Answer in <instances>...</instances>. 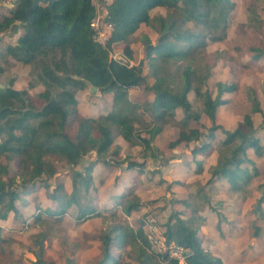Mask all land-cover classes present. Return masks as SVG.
Wrapping results in <instances>:
<instances>
[{"label": "trees", "instance_id": "obj_1", "mask_svg": "<svg viewBox=\"0 0 264 264\" xmlns=\"http://www.w3.org/2000/svg\"><path fill=\"white\" fill-rule=\"evenodd\" d=\"M31 6L32 0H18L17 7L7 10L0 18V34L8 32L16 22L24 25L25 31L18 44L8 46L7 53L31 68L24 90L14 88L15 78L4 85L5 89H0V216L13 215V220L25 227L26 220L18 204L26 205L25 197L38 188H44L57 206L42 209L34 218V224L50 220V217L54 221L64 219L71 208L77 211L78 221L107 216L115 220L118 209L126 217L139 211L148 202L138 197L133 185L115 199L114 207L106 213L85 198L92 189L95 166L99 163L121 166L122 162L114 161L120 153L119 147L113 148L114 130L128 143L141 145L149 158L159 155L153 145L157 136L167 127H176L179 129L178 138L168 148L175 149L183 142L193 144L190 156L197 175L204 173L205 159L218 150L217 162L208 170L207 185L226 180L230 192L237 197L246 199L249 196L250 186L261 175L259 167L249 156V150H253L258 158L264 156V147L255 136L257 129L253 115H262L264 124V102L261 103L257 88L248 87L246 97L250 113L234 131L223 128L217 123L218 112L232 103L230 96L240 91L241 85L238 80L218 82L213 95L206 90V84L216 62L207 63L210 66L207 72L197 65L199 56L207 58L208 43L227 39V21L235 8L232 0H113L106 6L107 19L114 27L106 46L97 41L92 27L97 16L94 0H57L53 21L49 8L39 7L34 12V22L25 25ZM157 8H164L166 15L153 17L151 11ZM257 21L264 30V22L259 18ZM190 24L196 29L189 27ZM142 25L153 29L158 38L156 43L148 38L144 41L140 63L131 66L112 59L111 45L121 42H128L124 48L125 56L134 57L131 42ZM198 29L204 34L196 33ZM246 52L254 62L260 64L264 60V49L260 46H251ZM5 64L7 69L13 66L8 61ZM174 64L179 65L177 70L182 69V86L178 91L174 90L167 76L168 67ZM145 65L154 78V83L145 87L153 95L150 109H145L150 112L149 128L143 133L149 135L148 138L135 126V113L143 107L135 105L129 98L130 90L140 88L146 81L143 75ZM5 71L0 68V74ZM86 82L96 87L98 93L109 97L112 103L109 113L88 117L79 111L76 96L88 87ZM38 86H42L43 91L36 93L34 99L32 95ZM196 101L201 104L200 110L195 108ZM178 110L182 112L180 119L176 117ZM203 115L211 126L193 128L192 123L200 124ZM217 132L225 138L218 140ZM93 151L96 152L94 161L83 164L85 157ZM123 161L127 163V171L146 167L145 163L131 157ZM63 162L81 166L82 171L71 176L69 188L58 184L52 189L43 178L53 179L56 166ZM11 164L16 167L14 174L11 173ZM28 165L32 170L27 169ZM183 184L181 181L170 182L166 189L171 192ZM257 191L260 197L254 214L264 220V183L257 186ZM170 194L171 205L192 207L187 200L178 199L175 193ZM211 210L217 215L220 230L226 217L217 207L213 206ZM184 215L173 211L164 223L163 235L168 248L164 253L152 250L142 224L136 230L125 223L113 224L99 234L103 255L97 264H131L126 262L124 255L128 248L137 264H181L170 256L169 248L173 244L187 251L184 264H224L220 257L206 249V240L199 236L202 218L198 213L192 211L187 218ZM260 231V227L254 224L252 237L258 238ZM1 232L0 229V255H7L12 239ZM38 236L41 239L36 240L39 252L33 253L35 264H55L44 259L45 236Z\"/></svg>", "mask_w": 264, "mask_h": 264}, {"label": "rangeland", "instance_id": "obj_2", "mask_svg": "<svg viewBox=\"0 0 264 264\" xmlns=\"http://www.w3.org/2000/svg\"><path fill=\"white\" fill-rule=\"evenodd\" d=\"M232 1L235 3V8L227 21V39L219 43H208L207 58L199 56L197 64L201 65L204 72H207L210 69L207 63L216 62L215 66L210 69V79L206 84V90L213 95L216 93L215 85L218 82L229 83L238 80L241 85L240 91L230 96L232 103L220 108L217 116V123L229 131L240 127L243 117L250 113V103L246 97L248 87L257 88L261 103L264 102V60L260 64L254 62L250 59V54L246 52V49L251 46H260L264 49V30L260 29L262 24L257 21L259 18L264 22V0ZM112 2L113 0H94L97 14L103 15L106 6ZM151 15L153 17L166 15V10L157 8L151 11ZM189 27L196 29L193 24H190ZM196 31L201 35L204 34L202 29ZM135 35L131 42V48L134 51L132 59L127 58L124 54V48L128 42L112 44L110 57L116 61L137 66L144 55V41L148 38L152 43H156L158 34L153 29L142 25ZM110 37L111 35L108 34L101 37L96 32L97 41L104 46L109 43ZM210 53L217 54L209 55ZM180 65L182 68L184 63ZM178 66L177 64L170 65L167 70V76L170 77L175 91H178L182 86V69H178L179 72H177ZM29 69H31L29 66L25 70L18 69V72L23 74L21 76L13 74L12 67L6 69V73L0 75V84H8L10 80L17 78L14 88L24 89ZM143 75L146 77L145 83L140 88L131 89L129 92L131 102L143 107L135 113L137 119L135 126L141 134L149 128L147 125L150 123V112H146L145 109H150L149 102L153 99L152 93L146 91L145 87L146 84L154 83V78L147 65L143 69ZM42 91V86L36 87L32 95L35 96L34 99L37 96L36 93ZM76 99L79 111L88 117L105 115L112 110L109 97L98 93V91L91 93L89 86L83 92H79ZM195 108L201 109L200 102L196 101ZM176 117L177 119L182 117L180 110L177 111ZM253 122L257 129L255 136L260 139L261 145L264 147L262 115H253ZM199 123L193 122L192 127L209 128L211 126L205 115L202 116ZM178 133L179 129L176 127L165 128L153 142L155 153H159V155L147 158L148 152L146 155L141 145L128 143L118 131L114 130L113 148H120L119 157L114 161L122 162L121 166L118 167L114 164L105 166L102 163L95 166L92 171V189L88 197L85 196V198L99 211L106 213L114 206L113 197L110 196L133 185L138 197L148 203L129 217L124 216L118 209L116 221L109 216L78 221L77 211L71 208L64 219L54 221L50 217V220L34 224V218L42 209L46 207L54 209L57 206L56 202L49 199L48 192L44 188H38L33 194L30 193L27 196L26 205L18 204L24 220H26L25 227L14 221L13 215L0 216L2 235H9L12 239L8 245V254L0 255V264H35L36 257L33 253L39 252V246L36 245V240L41 239L39 234L45 236L43 240L45 260L54 261L55 264H97L103 255L101 242L98 240L99 234L108 230L115 223H125L134 230L142 224L149 242L159 241L160 245L151 243L152 250L156 253H164L168 248L165 245L163 225L173 211L184 213V218L190 216L192 211L198 213L202 218V221L199 222L201 225L199 236L206 240V249L220 257L224 264H264V220L254 214L256 202L260 196L257 186L264 183V156L258 158L253 150H249V156L259 167L261 175L250 186L249 196L242 199L230 192L228 184L219 183L218 187H211L206 184L208 174L197 175L194 172V163L190 156L193 144L183 142L175 149L168 148L171 142L177 140ZM143 135L149 137L147 134ZM224 138L220 132H217L218 140ZM213 154H215L214 157H218V150ZM95 156L96 153L93 151L85 157L82 161L83 164L94 161ZM126 157H131L139 163H145L146 167L143 170L127 172V163L123 161ZM214 157L212 163L215 162ZM52 159L50 162H53ZM209 164L205 163L206 167ZM56 167L57 173L53 179L43 178L52 186V189L58 184L66 185L69 188L71 176L76 171H82L81 166L74 167L65 162ZM10 169L14 174L15 165L11 164ZM27 169L32 170V166L28 165ZM179 180L184 184L174 187L171 192L166 189L167 184ZM170 193H175V196L180 200H187L192 207L188 209L181 204L171 205L169 203L172 199ZM213 206L217 207L226 217L220 230L217 228V215L211 210ZM262 215H264V207ZM254 224L261 229L258 238L252 237ZM124 253L126 262L137 264L130 248Z\"/></svg>", "mask_w": 264, "mask_h": 264}, {"label": "crops", "instance_id": "obj_3", "mask_svg": "<svg viewBox=\"0 0 264 264\" xmlns=\"http://www.w3.org/2000/svg\"><path fill=\"white\" fill-rule=\"evenodd\" d=\"M13 5V7L10 9L9 5L10 3H4L2 0H0V18H2L4 16V14H6L8 11L7 10H13L17 7V4H18V0H14L13 3H11ZM24 25L20 22H16L8 32L6 33H3V34H0V68L2 69H7V65L5 64L7 61L10 62L11 64L13 63V66H12V72L13 74L15 75H18V76H21L23 74H20L18 72V69H22V70H25L27 68V66L25 67L22 63L20 62H17L15 61L8 53H7V47L8 46H16L18 44V40L20 39V37L24 34ZM30 73V69L28 71ZM6 72L4 73H1L0 75H4ZM28 78V76H27ZM27 78H26V83H27ZM17 79V78H16ZM17 82V80L15 81V83ZM15 85V84H14ZM25 85V88H26V84ZM24 88V89H25ZM22 89V90H24ZM19 91H21V89H17ZM220 111V110H219ZM219 113V112H218ZM215 153V152H214ZM215 154H212L209 158L205 159L204 161V168H205V171H204V174L206 173V175L208 174L207 176V179H206V182L209 180L210 178V175L208 173V170L211 166H214L217 162V158L218 157H214ZM214 157L215 159V162H213L212 158ZM212 160V161H211ZM205 163H210L207 167L205 165ZM132 171V170H131ZM131 171H127V172H131ZM135 171V170H134ZM125 175H128V174H125ZM180 181V180H179ZM183 182V181H181ZM184 183V182H183ZM227 184L226 180H220L218 182H216L213 186H219L218 184ZM211 186V187H213ZM129 188V187H127ZM126 190V188L122 191H120L119 193H114L113 195H111L110 197H113V204L115 203V199L120 196L121 194H123V192ZM33 194V193H32ZM208 195V193H206ZM205 196V195H204ZM260 197V196H259ZM258 197V198H259ZM27 196L25 197V200H26ZM24 206V205H22ZM114 207V206H113ZM112 207V208H113ZM20 210V208H19ZM20 212H22L20 210ZM23 214V213H22ZM218 220V218H217ZM218 222V221H217Z\"/></svg>", "mask_w": 264, "mask_h": 264}, {"label": "built area", "instance_id": "obj_4", "mask_svg": "<svg viewBox=\"0 0 264 264\" xmlns=\"http://www.w3.org/2000/svg\"><path fill=\"white\" fill-rule=\"evenodd\" d=\"M6 3H13L14 0H2ZM107 10L104 11L103 15L97 14L96 18L93 21L92 27L97 32V34L101 37L105 35H111L113 31V24L108 21L107 19ZM152 245L155 243L159 244V241L156 240V242H150ZM160 245V244H159ZM170 256L172 258L178 259L181 264L185 263V256L187 251L179 246L173 245L169 250Z\"/></svg>", "mask_w": 264, "mask_h": 264}, {"label": "water", "instance_id": "obj_5", "mask_svg": "<svg viewBox=\"0 0 264 264\" xmlns=\"http://www.w3.org/2000/svg\"><path fill=\"white\" fill-rule=\"evenodd\" d=\"M57 0H32V6L28 9V20L25 25H30L34 22L35 16L34 12L39 8V7H44V8H49L52 18L51 20H54V5ZM4 2V1H3ZM5 3V2H4ZM10 9L13 7L12 4L9 5ZM77 79V77H74ZM87 85L90 87V92L94 93L97 91V88L92 86L90 82H86ZM0 89H5V86L0 84ZM96 153V152H95Z\"/></svg>", "mask_w": 264, "mask_h": 264}]
</instances>
